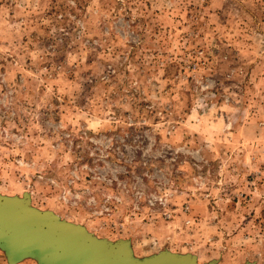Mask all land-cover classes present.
<instances>
[{"label": "rangeland", "instance_id": "rangeland-1", "mask_svg": "<svg viewBox=\"0 0 264 264\" xmlns=\"http://www.w3.org/2000/svg\"><path fill=\"white\" fill-rule=\"evenodd\" d=\"M25 193L139 259L264 264V0H0V195Z\"/></svg>", "mask_w": 264, "mask_h": 264}, {"label": "water", "instance_id": "water-1", "mask_svg": "<svg viewBox=\"0 0 264 264\" xmlns=\"http://www.w3.org/2000/svg\"><path fill=\"white\" fill-rule=\"evenodd\" d=\"M0 248L10 264L28 258L39 264H199L194 254L168 250L136 258L129 240L99 239L82 225L34 208L30 193L23 198L0 195Z\"/></svg>", "mask_w": 264, "mask_h": 264}]
</instances>
